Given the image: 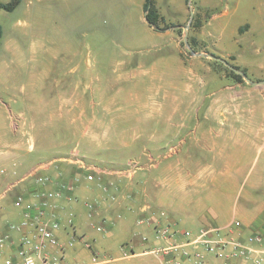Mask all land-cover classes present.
Segmentation results:
<instances>
[{
    "label": "crops",
    "instance_id": "obj_1",
    "mask_svg": "<svg viewBox=\"0 0 264 264\" xmlns=\"http://www.w3.org/2000/svg\"><path fill=\"white\" fill-rule=\"evenodd\" d=\"M8 1L0 0V3ZM30 1L21 0L17 7ZM118 2L121 3V8L130 7V11L134 10L135 21L143 28V40L167 41V49L164 50L166 55L159 54L148 59L139 57L135 60H126L125 56L124 61L119 62L126 66L167 67V72H154L152 75L154 78L167 80L162 94L164 99L169 98L170 89L174 91L177 84L184 87V84L192 81L193 72L185 70L187 65L181 58L178 40L180 31L189 37L203 40L207 38L206 28L211 21L220 19L221 24L224 23L223 29H228L230 26L227 20L236 15L240 5L245 4L244 11L250 13L252 20L243 22L244 26L239 29L242 31L245 27L247 31H253L256 37H264V0H244L245 3L243 0H153L160 17L159 30L145 21L144 0ZM66 3L71 9L79 0H67ZM190 3H194V7L191 6L189 10L187 7ZM29 4H25V7ZM216 9L220 10L214 12ZM49 11H52L49 7L33 12L25 11L24 23L27 22L28 28L35 33L47 34L48 30H52L57 34L62 29L59 24L61 18L59 14ZM207 14H210L209 18H206ZM64 18L71 21L73 29L75 19L67 15H63L62 20ZM193 20L198 24L197 28L191 27ZM234 29L236 28H231L232 36ZM1 47L2 44L0 52ZM5 49L8 53L10 49L17 51L12 48L11 43ZM169 52L177 55L178 70L171 71L177 61L175 55H168ZM57 59L58 57H54L51 61L47 60L41 65V71L48 75L49 67H53ZM8 64L7 59L3 60L0 55V65ZM6 88L0 89V195L7 190L13 194L0 200V237L8 235V240L11 241L2 253L0 263L5 257L16 258L22 238L33 235L31 226L20 232L7 231L8 224L18 223L26 215L23 209L12 205V199L21 194L26 203L38 204V192L61 191L60 195L55 196L44 207V218L56 219L59 223V228L54 232L59 247L51 252L61 255L62 264H93L94 256L108 260V264H170L167 256L151 253L153 249L165 245V241L156 239V224L167 225L177 232L189 230L195 233L201 227L225 229L238 221L240 227L235 229L234 236L245 240L252 233H258L262 237L261 247L264 249V162L256 174L251 170L257 148L264 147V125L257 129L256 126H239L238 129L231 127L232 129L224 130L217 126L191 127L180 124L147 130L146 134L143 132L137 135L136 140L141 139L143 149L152 146L158 151L174 144L177 134L183 133V139L178 141V146L182 148L179 152L184 157L183 170L177 169L174 160L160 164V170L142 169L128 177L121 174L120 170L112 169L119 168L116 166L119 163L107 160L106 146L104 159L94 161L87 157L90 161L87 165L94 175L93 180L89 181L87 172L80 169V164L73 158L77 152H64L65 148L71 146L54 142L49 148V154L53 156L46 158L39 154L37 146L34 145V149L30 150L29 128L25 123H15L13 118L32 115L33 106L27 98L17 101L15 97L8 96L6 102L2 96V91ZM120 91L121 89L108 87L107 84H98L96 89H90L78 80L65 92L55 91V97L52 95L54 92L47 90L46 95L50 97L40 96V100H43L41 104H47L48 100L56 101L51 114L77 117L81 115L80 101L103 100V114L107 115V105L110 108L107 101L117 99ZM257 96L256 93L250 94L251 99ZM12 106H20V110L12 109ZM199 112L200 108H194L188 109L185 114L191 116ZM39 114L46 116L43 112ZM171 114L174 113L171 111ZM47 122L45 118L44 129L48 128ZM208 149L218 158L213 164L205 163L210 152ZM35 170L38 175L49 178L50 182L38 185L31 176ZM208 178L213 181L210 190L205 186ZM159 212L164 215L160 217L157 214ZM32 214L31 222L34 221ZM139 219H144L141 225L137 223ZM91 224L102 225L104 230L97 232ZM143 236L146 241L141 239ZM86 242L91 243L90 248L85 246ZM129 250L134 255L123 256ZM207 261L208 264L215 262L211 257Z\"/></svg>",
    "mask_w": 264,
    "mask_h": 264
},
{
    "label": "rangeland",
    "instance_id": "obj_2",
    "mask_svg": "<svg viewBox=\"0 0 264 264\" xmlns=\"http://www.w3.org/2000/svg\"><path fill=\"white\" fill-rule=\"evenodd\" d=\"M66 1L31 0L12 12H0L3 28L0 55L9 63L0 65V89L8 87V90L2 91L6 102L8 96L15 97L17 101L27 98L33 106L32 115L13 118L15 123H25L29 128L30 150L35 145L41 156L52 157L50 146L54 142H62L71 146L64 149L65 153L73 150L87 164L90 163L87 157L94 161L104 159V147L107 146V160L119 163L116 165L119 168L112 169L122 170L128 163L137 162L139 171H157L160 164L176 160L177 169L183 170L184 157L179 152L182 148L178 146L183 133L177 134L176 144L171 143L161 151L152 146L143 149L141 139L136 140L137 135L167 125H208L223 127L224 130L231 127L238 129L239 126H256L257 129L264 125V83L252 85L242 76L240 81L222 63L200 55L209 54L225 60L254 83L264 81V37H256L245 27L242 31L239 29L244 26L243 22L252 20L250 13L244 11L245 4L239 6L235 16L226 19L230 26L228 29H223L224 23L221 24L220 19L211 21L206 28L207 38L203 40L179 32L181 58L187 65L185 70L193 72L192 81L184 87L177 84L174 91L170 89L169 98L164 99L162 94L167 80L152 75L167 72V67L126 66L119 62L124 61L125 56L126 60H135L166 55L167 41L143 40V28L136 23L134 10L121 8L118 0H79L71 9ZM27 3L30 4L25 7ZM191 6L194 7V3L187 8L190 10ZM45 7L61 18L59 24L62 29L57 34L52 30H48L47 34L35 33L28 28L27 22L24 23L25 11L33 12ZM217 10L220 9L214 12ZM63 15L75 19L73 29L71 21L62 20ZM209 16L207 14L206 18ZM191 27H198L195 20L191 22ZM234 27L232 36L231 28ZM9 43L17 51L10 49L8 53L5 48ZM168 55H175L177 61L171 71L178 70L177 55L172 52ZM54 57H58V61L49 67L48 75H45L41 65ZM78 80L90 89H96L98 84L121 89L117 99L107 101L110 105V108L107 105V115L103 114V100L80 101L81 115L78 117L51 114L56 101L48 100L47 104H41L43 100L40 96L46 97L47 90L54 92L52 95L55 97V91L65 92ZM252 93L258 96L251 99ZM14 107L11 108L20 110V106ZM194 108H200L199 114H185V111ZM40 112L46 113V116L40 115ZM45 118L47 129L43 126ZM208 150L205 163L213 164L218 158L211 149ZM75 155L73 158H76ZM263 162L264 147H260L251 165L253 173L260 171ZM212 182L211 178L205 181L208 190L212 189ZM12 194L7 192L6 197Z\"/></svg>",
    "mask_w": 264,
    "mask_h": 264
},
{
    "label": "built area",
    "instance_id": "obj_3",
    "mask_svg": "<svg viewBox=\"0 0 264 264\" xmlns=\"http://www.w3.org/2000/svg\"><path fill=\"white\" fill-rule=\"evenodd\" d=\"M75 156L80 164V169L86 171L87 179L92 181L94 176L91 174V167L77 154ZM138 169L137 162H130L120 172L125 176L132 177ZM31 176L34 177L38 185L50 182L49 178L38 175L36 170ZM7 192L8 190L0 195V200L6 197ZM60 192L36 193V196L40 198L38 204L26 203L25 197L21 194L12 199V205L15 208L23 209L26 215L20 222L8 224L7 231L20 232L31 226L33 235L30 238L28 236L22 238L16 258L5 257L0 264H62L61 255L51 252L59 247L54 235V232L59 228V223L56 219L44 218V207L51 199L60 195ZM89 208H91L90 205ZM31 214L34 215L33 222L30 221ZM157 214L160 217L164 215L163 212ZM143 221L144 219H139L137 223L141 225ZM92 226L97 232L104 230L102 225L93 224ZM239 227L240 223L236 221L232 223L231 227L225 229L201 227L197 232L192 233L189 230L177 232L167 225L156 224L154 225L156 239L165 241V245L153 249L151 253L167 256L170 264H208L207 260L210 257L215 261L214 264H247L248 262L264 264L261 235L252 233L245 240H239L234 236L235 229ZM141 239L146 241L144 236ZM10 243L8 235L0 237V257ZM85 246L90 248L91 243L86 242ZM130 255H134L132 250L123 254V256ZM108 262V260L99 259L97 256L92 258L93 264H108Z\"/></svg>",
    "mask_w": 264,
    "mask_h": 264
},
{
    "label": "trees",
    "instance_id": "obj_4",
    "mask_svg": "<svg viewBox=\"0 0 264 264\" xmlns=\"http://www.w3.org/2000/svg\"><path fill=\"white\" fill-rule=\"evenodd\" d=\"M21 2V0H9L7 3H0V11L11 12L13 11ZM144 18L147 24L157 30L159 15L154 7L153 0H144L143 4ZM2 38V27L0 25V40ZM231 74L236 77L238 80H242L241 76L235 73Z\"/></svg>",
    "mask_w": 264,
    "mask_h": 264
},
{
    "label": "water",
    "instance_id": "obj_5",
    "mask_svg": "<svg viewBox=\"0 0 264 264\" xmlns=\"http://www.w3.org/2000/svg\"><path fill=\"white\" fill-rule=\"evenodd\" d=\"M202 56H205V57H209V58H212L213 60L217 61V62H220L222 63L223 65H225L229 70L233 71L234 73L242 76L248 83L252 84V85H261L264 83V81H260V82H252L251 80H249L245 74L241 71H239L238 69H236L235 67H232L231 65H229L225 60L219 58V57H215L213 55H209V54H200Z\"/></svg>",
    "mask_w": 264,
    "mask_h": 264
}]
</instances>
